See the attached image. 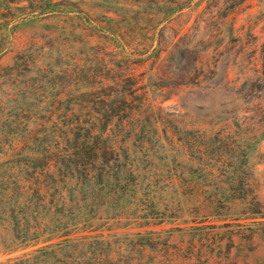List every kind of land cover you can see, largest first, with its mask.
Instances as JSON below:
<instances>
[{
	"label": "trees",
	"instance_id": "trees-1",
	"mask_svg": "<svg viewBox=\"0 0 264 264\" xmlns=\"http://www.w3.org/2000/svg\"><path fill=\"white\" fill-rule=\"evenodd\" d=\"M228 1L232 8L242 0ZM185 3L162 0L163 23L135 24L130 40L117 32L121 53L111 58L90 44V58L68 62L61 53L39 54L43 45L33 41L38 54L21 46L0 65V264H137L132 259L146 255V264H192L191 251L178 252L183 236L197 229L208 240V228L222 226L228 246L245 250L239 261L264 264L250 256L254 238L264 237L254 178L264 161L261 137L252 161L232 142L210 152L203 139L162 124L157 97L197 79V42L170 16L191 9ZM220 7L214 15L223 25ZM185 53H193L189 68L178 64ZM207 191L214 192L203 197ZM208 216L221 222L184 224ZM109 222L139 228L96 231ZM162 223L183 225L152 227ZM174 231L182 236L175 244ZM171 247L173 256L162 258Z\"/></svg>",
	"mask_w": 264,
	"mask_h": 264
},
{
	"label": "rangeland",
	"instance_id": "rangeland-1",
	"mask_svg": "<svg viewBox=\"0 0 264 264\" xmlns=\"http://www.w3.org/2000/svg\"><path fill=\"white\" fill-rule=\"evenodd\" d=\"M175 1L186 2L191 6V9L184 7L178 12H172L170 16L175 25L183 26V31L189 27L186 39L190 43L197 42V58L194 62L197 66V79L172 87L166 97H157L163 126L174 130L180 137L186 136L195 141L203 139L210 152L216 150L217 144L224 146L232 142L249 152L250 160H257L253 153L255 137H261L260 150H264V0H242L232 8H228V0ZM161 2L162 0H0V65L9 63L21 46H25L31 56L38 54L39 48L31 43L33 41L43 45V51L39 54L61 53L62 60L68 62L74 57L85 60L90 58L93 50L90 44L95 45L94 50L111 58L121 53L122 41L117 32L121 30L125 40H130L133 34L129 29L135 24L145 22L153 25L158 22L156 26H159L163 23ZM134 4H138L139 8ZM216 6H221L220 11L224 10L223 25H220L221 20L214 15ZM229 24L232 25L231 33L228 32ZM167 33L171 31L167 30ZM220 34H223L221 39ZM192 57L193 53H185L178 64L189 68V64L193 62ZM144 64L146 67L151 65L150 56ZM143 69L145 68L138 67L137 70ZM157 82L166 84L171 81L159 79ZM182 129L188 131L184 134ZM214 140L217 141L211 144ZM262 158L264 160V155ZM255 170L258 195L264 200V161L258 163ZM213 192L207 191L202 196L207 197ZM218 222L221 220L208 216L206 220L184 224ZM174 224L183 225L162 223L152 227L166 228ZM137 228L139 227H116L109 222L108 228L96 231L111 233ZM208 229H213L208 240L200 239V230H190L186 237L183 236L181 250L178 252L185 254L191 251L195 258L192 264H243L239 260L245 250L239 244L228 246L224 226ZM163 235L165 237L167 232H163ZM181 238V233L177 231L168 237L173 244ZM263 239L253 240L256 247L250 256L255 263L264 261ZM188 242L191 243L187 245ZM174 247L167 249L162 258L173 256ZM126 254L128 260L136 256L133 249ZM206 255L211 257L209 261L205 260ZM117 258L118 256L113 261L116 262ZM148 258L146 255L132 260L137 264H146ZM99 263L107 264V260H99Z\"/></svg>",
	"mask_w": 264,
	"mask_h": 264
}]
</instances>
